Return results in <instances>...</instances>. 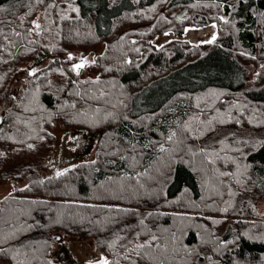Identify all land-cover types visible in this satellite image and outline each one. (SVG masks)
I'll return each mask as SVG.
<instances>
[{
    "label": "trees",
    "instance_id": "16d2710c",
    "mask_svg": "<svg viewBox=\"0 0 264 264\" xmlns=\"http://www.w3.org/2000/svg\"><path fill=\"white\" fill-rule=\"evenodd\" d=\"M2 103L0 264H59L56 233L109 264H264V0H0ZM57 124L97 134L93 159L3 158Z\"/></svg>",
    "mask_w": 264,
    "mask_h": 264
},
{
    "label": "rangeland",
    "instance_id": "374dc122",
    "mask_svg": "<svg viewBox=\"0 0 264 264\" xmlns=\"http://www.w3.org/2000/svg\"><path fill=\"white\" fill-rule=\"evenodd\" d=\"M74 1L75 0H55L57 4L73 3ZM34 31L39 37L41 35L42 29H40V27L38 29L34 27ZM38 33L40 35H38ZM214 35L217 39L218 29L215 24H209L202 27L187 26L181 34L166 32L162 35L156 36L152 40V44L155 47H161L165 44L178 40L188 43L190 46L201 47L204 44H211L208 43V41L211 40ZM77 55H79V53H73L71 56L76 57ZM94 55L95 54L93 53L88 54L83 60L80 61V63L82 61L84 62V66L82 68L86 69L85 65H88L93 61ZM42 65L40 67H44V65ZM83 75L92 77L95 74L92 71H88L87 69L83 72ZM250 79H253V77H249V80ZM5 105H7V103L0 104V115L4 111L6 107ZM50 132L52 135H55L54 142H39V144L31 145V148H10L8 152L3 155V158L6 161L8 159L9 161H15L19 165H34L35 167L41 168L44 170V177L48 175L47 170L44 168L49 166V164H52L56 169H64L81 163V160L84 158L78 156L77 154L76 157L74 155L73 146H76V143L64 142V138L66 136L73 134L67 135L66 130L63 129L59 124L55 125V127L51 129ZM90 135L96 138L97 141V134ZM26 185L27 181H22L18 184L20 188ZM14 188L13 181L0 182V201L4 197L11 195L14 192ZM263 204L264 200L260 201L259 205L257 206V210L260 214L262 213ZM53 255L59 264H92L100 259V253L95 248L92 240H82L77 237L65 238L60 235V233L55 234Z\"/></svg>",
    "mask_w": 264,
    "mask_h": 264
},
{
    "label": "crops",
    "instance_id": "0c3cea01",
    "mask_svg": "<svg viewBox=\"0 0 264 264\" xmlns=\"http://www.w3.org/2000/svg\"><path fill=\"white\" fill-rule=\"evenodd\" d=\"M66 133L67 135L73 134L70 136H66L64 138V142H75L76 143V146L72 145L74 147L73 150H74L75 157H76V154L78 156L83 157L84 159L81 160V162L92 160L94 157V152H95V147H96V138H94L90 134H87L86 132H83V131L66 130Z\"/></svg>",
    "mask_w": 264,
    "mask_h": 264
},
{
    "label": "snow or ice",
    "instance_id": "6c2138e0",
    "mask_svg": "<svg viewBox=\"0 0 264 264\" xmlns=\"http://www.w3.org/2000/svg\"><path fill=\"white\" fill-rule=\"evenodd\" d=\"M225 22H227V21H225ZM34 23V27L35 28H39L40 27V25L39 24H36L35 22H33ZM216 39V37H215V35L212 37V39L211 40H209L208 41V43H212L214 40ZM69 59H71V56H69ZM84 66V62L82 61L81 63H79V64H76L74 67L76 68V69H79V68H81V67H83ZM31 74V73H30ZM31 147V146H30ZM63 173H58L57 175H62ZM141 247H143V245H141ZM98 264H109V262L105 259V258H101L99 261H98Z\"/></svg>",
    "mask_w": 264,
    "mask_h": 264
},
{
    "label": "water",
    "instance_id": "95a60500",
    "mask_svg": "<svg viewBox=\"0 0 264 264\" xmlns=\"http://www.w3.org/2000/svg\"><path fill=\"white\" fill-rule=\"evenodd\" d=\"M38 35H40L39 33H38ZM27 72H28V75L31 77V76H33L34 74H35V72H34V70H32V69H28L27 70ZM31 73V74H30ZM0 122H1V120H0ZM102 258V256L100 257V259ZM104 258V257H103ZM99 259V260H100ZM98 260V261H99ZM98 261L97 262H95V263H92V264H98Z\"/></svg>",
    "mask_w": 264,
    "mask_h": 264
}]
</instances>
